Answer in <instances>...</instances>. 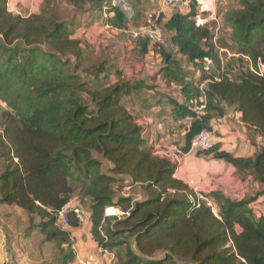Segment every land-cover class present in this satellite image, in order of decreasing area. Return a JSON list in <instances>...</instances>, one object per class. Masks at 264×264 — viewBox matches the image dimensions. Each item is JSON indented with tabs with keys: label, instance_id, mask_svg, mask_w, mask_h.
<instances>
[{
	"label": "trees",
	"instance_id": "trees-1",
	"mask_svg": "<svg viewBox=\"0 0 264 264\" xmlns=\"http://www.w3.org/2000/svg\"><path fill=\"white\" fill-rule=\"evenodd\" d=\"M65 1L120 31L129 22L112 0ZM232 1L238 6L226 12L224 26L234 54L264 64V0ZM9 3L0 0V101L6 105L0 205L28 214L27 234L39 231L43 243L54 246L56 263H72L74 242L58 227L57 216L77 195L98 247L119 264H264V216L251 207L264 196V148L250 157H236L216 142L212 150L198 151L263 188L254 199L234 200L222 192L203 199L178 179V162L157 155L143 138L144 127L127 104L142 94L152 101L160 88L171 107L169 118L186 133L183 154L202 131L215 136L212 122L224 118L227 107L242 114L249 133L264 139V77L247 67L235 75L222 71L218 50L228 47L216 44L219 24L197 27L193 5L187 14L174 13L164 31L184 62L148 36L138 37L142 57L154 51L161 56V86L124 81L119 71L117 82L110 83L111 66H88L83 41L51 4L23 16ZM133 16L138 17L135 11ZM206 60L212 72L201 79L207 82L201 91L185 67L203 70ZM177 93L182 99L172 97ZM126 182L139 186L145 199L119 195L114 185L125 188ZM108 208L119 209L122 217H107ZM68 217L72 229L80 228L72 213Z\"/></svg>",
	"mask_w": 264,
	"mask_h": 264
},
{
	"label": "rangeland",
	"instance_id": "rangeland-1",
	"mask_svg": "<svg viewBox=\"0 0 264 264\" xmlns=\"http://www.w3.org/2000/svg\"><path fill=\"white\" fill-rule=\"evenodd\" d=\"M123 1L125 4H119V6H121L127 13L129 21L123 31L113 28L108 23L103 24L102 22L97 21V19H93L90 14H88V12L76 10L65 0H11L10 9L14 10L15 14L29 16L40 13L47 4H51L52 8H54L59 14L61 20L68 22L76 31L75 37L83 41V48L85 50L88 66H98L102 63H108L109 66H111L112 70L111 75L109 76L110 83L117 82L118 78L116 73L119 71L122 73L124 81L145 80L151 85H155L156 83L161 85L160 80H158V73L162 69L161 56L159 55L158 51H154L150 52L145 57H142L141 50L137 46L135 40V35L138 34V32L143 31V29H147V15L159 8V0ZM237 6L238 4L232 0H219L218 3L219 27L216 31V44L218 43L220 46V43L222 42L223 45H226L225 47H228L226 50L231 55L234 54V45L230 40V30L224 26V19L226 12L232 8H236ZM132 11H135L136 15H138L137 18L133 16ZM172 11L174 13L173 9ZM162 17H164L163 21H159L157 23V29L161 35L160 43H158V45L170 52H173L180 61L184 62L183 58L177 54V49L171 45V34L164 31V24L167 21V16L163 13ZM221 50L223 49L219 48L218 51L223 62L221 65L222 71L225 69L228 71V73L235 75L246 67L243 60L239 58H231L228 53L222 52ZM198 70L199 68L194 67L193 65H188L185 67V71L190 75L191 79L195 80L197 86L203 83L201 82L203 76H208L206 74H201L198 76ZM174 91L177 90L175 89ZM155 96L156 98L152 101H149L147 99V95L145 94L140 95L138 99L133 102V104H131L130 101H127L129 111L136 117L139 115L141 121L144 123H149V125L151 123L148 120L153 121L155 118L160 121L159 123L161 125L162 122H168V117H170L171 110L170 104L166 101L165 96L162 95V91H157ZM172 97L176 99H182L178 93L177 95L173 94ZM143 99H147V103L142 104ZM159 102H162V104H158ZM5 110L6 105L0 101V133L4 130L2 116ZM198 110L201 111L202 108H199ZM164 126L165 125L163 124V127ZM167 127L170 132L172 128L174 129L175 127L176 130L174 129V131L177 134L174 136L171 135L170 141L174 144L173 146L178 148L182 154L183 148L185 147V135H183L184 129L178 128L176 126L172 127V123ZM249 137L252 138V145L255 146L256 151L264 148V139L257 141V135L254 133H249ZM240 145L242 144L240 143ZM239 149L240 146H238V150L235 151L237 156L249 157L250 153H245V151L240 152ZM158 151L163 152V154L160 155L161 157L169 158L172 156V158H174L176 156V152L171 150H163L158 148ZM188 158H190L189 167L193 166L202 172V180L199 182L200 185L198 186L197 193L203 198L209 196L211 193L216 192L211 190L214 188H222V190L233 197L234 200L254 199L255 197H259V194L263 191H254L255 185H253L252 181L248 180L249 177L237 171L233 172V170H230V166L226 163L224 164L223 162L216 161L212 157H199L198 151L196 150H191L189 152ZM104 163L105 169H109L110 164L107 161H104ZM234 178L240 180L242 183L247 182L248 185L244 186V189L250 192L244 194L242 190H240V192L237 193L235 192V189H233V193H230L229 187H232L231 182L234 181ZM123 186H125V188H122V185L119 184L114 185V188L117 193H119V195H131L135 201H140V198L144 196V193L141 191L139 186L131 188L130 182H126L123 184ZM218 192L220 191L218 190ZM75 197H77V195H75ZM263 199L264 198L261 197L259 202L255 204V207L260 214H264ZM85 207L87 208L88 206ZM109 209L111 208L106 210L107 217H122L121 214L109 215ZM114 209L119 210L117 208ZM80 230L83 231L82 247L85 259L89 260L90 257H97L96 259L99 260L94 262V264H119L115 257H113V254L105 252L98 247L91 233L90 221L80 226ZM68 233H70V231ZM120 251L122 256L125 258V248H120ZM163 256V254L159 255L160 258Z\"/></svg>",
	"mask_w": 264,
	"mask_h": 264
},
{
	"label": "crops",
	"instance_id": "crops-1",
	"mask_svg": "<svg viewBox=\"0 0 264 264\" xmlns=\"http://www.w3.org/2000/svg\"><path fill=\"white\" fill-rule=\"evenodd\" d=\"M178 8L182 10L184 14L189 13L185 9V7L181 4V2L178 3ZM12 11L14 12V10ZM164 14L167 16V20H169L174 13L172 10H166ZM155 86L160 87L161 85H159V83H156ZM159 90L160 88L156 89V91L153 92V94H155ZM147 99L151 100L152 95L147 96ZM137 117H138L137 118L138 123L144 127L143 138L150 144L154 145L157 155L160 156L163 154V152L158 151V148H161L163 150L167 149L176 152L175 153L176 156L173 159L178 162V170H177L178 179L184 181L187 185H189V187L192 190H194L197 193L198 186L200 185L199 182L200 180H202L201 178L202 172L197 170L193 166L189 167V159H190L188 158L189 153L181 154L178 148H175L173 146L174 144L171 143L170 141L171 135L174 136L175 134H177L174 131L175 129L174 126L176 125L173 124V121L168 117L169 118L168 122H162L161 125L159 123L160 121H158V119L155 118V120H153L154 122L148 120L151 123L149 125V123L142 122L139 115H137ZM241 118H242L241 113L236 112L233 108L227 107L225 117L222 119L214 120L212 122V126L216 133L214 136V141L216 143L221 144L223 151L229 152L235 155L236 157H240L235 154V151L238 150V146H240L239 151L240 152L245 151V153H250L249 155L250 157L253 156L257 151L255 146L252 145V138L249 137V131L242 123ZM171 123H172V127H174V129L172 128L171 130L172 133L167 127L170 126ZM163 124L165 125L164 127ZM185 134L186 133L183 132V135ZM262 139H263L262 137L257 135L256 137L257 141H260ZM240 143L242 145H240ZM249 144L251 145V148ZM169 158H172V156H170ZM230 170L236 172V170L232 166H230ZM198 177H199V181H198ZM233 180L234 181L231 182L232 187L229 185L230 193H233L232 191L233 189H235V192L237 193L240 192V190H242L244 194L250 192L244 189L245 188L244 186L248 185L247 182L242 183L240 180H237L235 178ZM248 180L252 181L251 179ZM252 183L253 185H255L254 191L257 190V192H259L263 190V188L257 183L253 181ZM211 190L216 192H218L219 190L225 196L233 199V197L225 193L222 190V188L221 189L214 188ZM261 197L264 198V196H260V198ZM143 199H145V195L142 198H140V200ZM29 227H30V221H29V216L26 212H24L18 207L0 205V264H59L55 262L56 251L54 250V246L48 243L44 244L42 241L44 240V238L41 235H39V231L33 232L31 236L28 235L27 233ZM91 229H92V225H91ZM82 233L83 231L80 230V228L70 230V235L74 242V250L76 253V257L75 260L69 264H81V262L84 261H91V262L93 261L92 263L94 264V262H97L99 260L96 259L97 257H90L89 260L85 259V255L82 247L83 244Z\"/></svg>",
	"mask_w": 264,
	"mask_h": 264
},
{
	"label": "built area",
	"instance_id": "built-area-1",
	"mask_svg": "<svg viewBox=\"0 0 264 264\" xmlns=\"http://www.w3.org/2000/svg\"><path fill=\"white\" fill-rule=\"evenodd\" d=\"M185 7L188 12L192 11V5L194 6V10L196 12L195 15V23L197 27H205L210 25L213 22H219L218 16V3L219 0H159V8L154 12H151L147 15V31L143 29V31L138 32L136 34V38L148 36L153 44L160 43V32L157 29V23L160 18L163 16V13L167 9H173L174 13L180 12L183 13L182 10L178 8V3H180ZM112 3L116 5L125 4L123 0H112ZM133 14V11H132ZM219 24V23H218ZM217 36V35H216ZM222 52L228 53V55L232 58H242L245 61V65L250 69L251 72L255 73L260 77H264V64L261 60L258 61L257 65H254L252 60L247 56L240 55H231L227 50L223 49ZM211 60H206L203 64V70H198L197 74L200 76L201 74L211 75ZM207 82L199 85L201 91L206 89ZM215 145L214 136L207 132L202 131L193 141L192 150L196 151H210L213 149ZM203 198V197H200ZM204 199V198H203ZM209 203V201H207ZM258 202V201H257ZM256 202V203H257ZM252 204L251 207L258 214V216H264V214L258 213L255 204ZM115 211V213L109 215H123V213L119 210L111 208ZM72 213L73 216L78 221L79 225L82 226L89 221V215L80 205L79 199L77 197H73L70 202L62 208L57 216V225L58 227L66 232H69L71 228V224L69 221L68 215ZM81 264H93L91 261H84Z\"/></svg>",
	"mask_w": 264,
	"mask_h": 264
},
{
	"label": "bare ground",
	"instance_id": "bare-ground-1",
	"mask_svg": "<svg viewBox=\"0 0 264 264\" xmlns=\"http://www.w3.org/2000/svg\"><path fill=\"white\" fill-rule=\"evenodd\" d=\"M109 213L113 214V213H115V211L114 210H109Z\"/></svg>",
	"mask_w": 264,
	"mask_h": 264
}]
</instances>
